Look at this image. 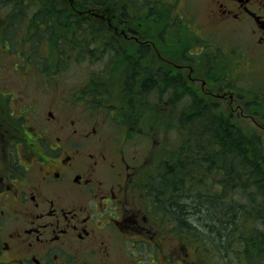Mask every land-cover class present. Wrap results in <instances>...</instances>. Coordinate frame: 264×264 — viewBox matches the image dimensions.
Wrapping results in <instances>:
<instances>
[{
	"label": "flooded vegetation",
	"instance_id": "obj_1",
	"mask_svg": "<svg viewBox=\"0 0 264 264\" xmlns=\"http://www.w3.org/2000/svg\"><path fill=\"white\" fill-rule=\"evenodd\" d=\"M204 1L208 34L222 36L209 47L189 44L187 54L181 40L173 50L166 35L159 38L158 27L125 23L131 12H151L147 2L65 0L61 5L92 21L104 19L105 32L98 35L113 36L106 52L112 53L116 43L137 44L128 77L138 83V91L163 93L179 81L197 86L194 99L199 96L201 103L213 97L220 116L232 124L248 121L256 131L241 130L264 141V88L254 85L242 93L237 88V79L264 84V72L251 69L264 61V0ZM175 3L180 6V0ZM177 16L184 19V12ZM224 34L232 42L221 55L219 42L228 40ZM178 48L181 55L175 53ZM122 53L127 58L125 49ZM232 57L236 62L222 77L224 60ZM159 79L166 80L164 86ZM88 95L81 92L80 104L60 99L40 113L30 114L24 105L14 114L11 94L0 92V264H147L137 256L140 248L149 255L148 264H198L188 260L183 241L174 243L172 214L159 207L150 189L152 172L143 170L144 155L126 154L125 137L92 114ZM179 99L165 100L162 109L169 111ZM159 254L165 263L157 262Z\"/></svg>",
	"mask_w": 264,
	"mask_h": 264
},
{
	"label": "rangeland",
	"instance_id": "obj_2",
	"mask_svg": "<svg viewBox=\"0 0 264 264\" xmlns=\"http://www.w3.org/2000/svg\"><path fill=\"white\" fill-rule=\"evenodd\" d=\"M29 0H14L13 6L7 0V2L0 4V24L4 19L9 17L16 18V25L18 30V40L15 50L1 54L0 53V92L11 94L9 105H11L13 111L11 113L17 114L19 109L26 105L30 114L40 113L43 110H47L49 104L60 100H71V102L62 103H77L80 104L81 92L89 93L88 99L93 100L89 106H92L90 111L97 119H106L109 128L112 131L120 132L124 129L125 136L128 142L125 145V151L127 155H144L143 170L145 172H152L154 176L159 174L163 168L164 161L174 152L175 148L180 144L182 138L187 135L188 124L181 123L179 120L183 112H189L190 106L194 104L195 95L198 94V88L187 86V84L176 85L172 83L170 87L163 93L151 91L143 92L142 95L138 92V83L130 81L132 84L127 86L126 79L128 73L136 65L135 52L137 44L135 42L126 41L122 44H115L112 50L113 57L110 60L111 52H106L105 42L100 41L96 44V49L101 52L98 61H92V53L85 52L81 41L85 42L91 38L90 31L98 37L96 30L100 27L98 24L93 23L88 16H83V23L80 24L78 12H73L70 6H63L59 9H52L56 0H31L28 5H25V9H22L23 4H27ZM59 1V0H58ZM128 2L129 0H125ZM132 4L143 5L146 4V10H150L148 14L141 13L139 15L128 14V25L145 24L152 28L158 27L155 32L159 38L166 35L168 40L174 43L175 41L184 42L185 51L188 45L198 44L209 47L210 44H218V40L221 38L222 33L215 36H210L207 31V4L204 0H180V6H177L175 2L178 0H130ZM111 4V2H110ZM137 6V5H133ZM63 8V9H62ZM184 8V9H183ZM44 9V10H42ZM21 10L24 14H19ZM42 13L45 15H39L41 20H38L36 13ZM184 12V19L180 20L177 14L182 16ZM195 15V19L190 15ZM53 15V16H51ZM49 16V18H46ZM56 17V18H55ZM109 20L114 22L112 16L108 17ZM50 22H46V21ZM92 23V25L90 24ZM32 24L43 26V31L38 32L34 29ZM50 24V25H49ZM49 25V26H48ZM199 26V28H197ZM48 28L52 31L47 35H51L52 39L50 43L40 44L30 39L28 47V38L32 35H37L36 38H43V34L46 33ZM162 27L165 29L160 30ZM204 30V33L200 31ZM110 31V30H109ZM203 37V40L197 39L196 35L192 32ZM160 34L161 37H160ZM110 35V34H109ZM228 39V35L224 34ZM11 40H14L12 33L8 35ZM115 37V36H114ZM113 39V36L110 35ZM116 38H118L116 36ZM42 39V40H43ZM212 39V42L209 40ZM215 39H218L214 41ZM46 40V39H45ZM162 40V39H161ZM47 41V40H46ZM108 40H106L107 42ZM231 40H224L223 43L219 42L222 46L221 55H226V52L230 50ZM180 43V44H181ZM9 45L12 47L11 41L0 39V50L4 51L3 46ZM56 45V52L54 46ZM86 46H89L88 44ZM166 46V45H165ZM179 47V44L175 45ZM6 48V47H5ZM87 48V47H86ZM88 49V48H87ZM126 50L125 56L122 50ZM24 50H30V54L24 55ZM33 51V52H32ZM88 51V50H86ZM97 55V53L92 51ZM197 52L193 50L192 53ZM150 53V52H149ZM175 53L180 54V48ZM152 55V53H150ZM187 54V51L185 52ZM236 59H225L222 65L221 76L224 77V73L229 71L230 66H233ZM257 71L264 72V61L255 62L252 64V68ZM224 72V73H223ZM160 78V77H159ZM126 81H125V80ZM160 80L163 84L166 80ZM172 78L170 81H173ZM239 82L240 91L246 92L245 89L250 90L254 85H259L264 88V84L255 81L249 82L237 79ZM235 82V81H234ZM137 88L134 89V88ZM93 90H90V89ZM257 93V92H256ZM255 94V93H253ZM173 96V100H178L168 110H163L165 105L163 102L170 99ZM135 97V98H134ZM170 97V98H169ZM25 98H27L25 100ZM86 97L83 98V101ZM138 103L136 112L133 113L134 121L126 120L127 112L126 108L131 107V103ZM10 108V109H11ZM150 108V109H149ZM153 108V109H152ZM187 108V109H186ZM186 109V110H185ZM223 109H226L223 107ZM16 110V111H15ZM24 113L26 112V109ZM185 110V111H184ZM221 111V110H218ZM133 112V111H132ZM228 111H226V114ZM225 113V112H224ZM138 118L140 120H138ZM241 128L248 132L249 129L256 131L255 127L248 123L241 124L245 120L238 121ZM140 130L146 131L147 136L144 138L131 137L136 133L140 134ZM233 200L243 202L242 195L232 196ZM231 197V198H232ZM230 198V199H231ZM165 225V223H163ZM173 225V222H172ZM174 226V225H173ZM200 241L203 246L206 244L200 237ZM139 254L145 258V263H150L148 259L149 255H144L139 249ZM212 250V248H211ZM209 251L204 254L203 248L201 252L199 249L191 250L189 253V261L198 262V264H222V258L219 254ZM178 248L176 250V253ZM131 252V250H130ZM158 263H165L162 259V255H158ZM129 264L128 261H126Z\"/></svg>",
	"mask_w": 264,
	"mask_h": 264
},
{
	"label": "trees",
	"instance_id": "obj_3",
	"mask_svg": "<svg viewBox=\"0 0 264 264\" xmlns=\"http://www.w3.org/2000/svg\"><path fill=\"white\" fill-rule=\"evenodd\" d=\"M16 18L4 21L8 29H18ZM201 103L182 113L187 135L155 177L159 206L172 214L175 231L191 241L200 235L222 264H264V145Z\"/></svg>",
	"mask_w": 264,
	"mask_h": 264
}]
</instances>
